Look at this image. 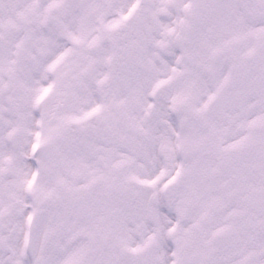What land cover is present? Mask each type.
Listing matches in <instances>:
<instances>
[{
    "label": "snow or ice",
    "instance_id": "6c2138e0",
    "mask_svg": "<svg viewBox=\"0 0 264 264\" xmlns=\"http://www.w3.org/2000/svg\"><path fill=\"white\" fill-rule=\"evenodd\" d=\"M0 264H264V0H0Z\"/></svg>",
    "mask_w": 264,
    "mask_h": 264
}]
</instances>
